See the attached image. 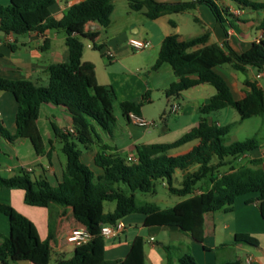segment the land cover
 <instances>
[{
  "label": "trees",
  "instance_id": "1",
  "mask_svg": "<svg viewBox=\"0 0 264 264\" xmlns=\"http://www.w3.org/2000/svg\"><path fill=\"white\" fill-rule=\"evenodd\" d=\"M127 1L133 10L144 8L143 14L149 19L182 13L204 4L222 22L221 14L225 11L216 0ZM230 1L238 7L264 10V2ZM53 3L54 0H9L6 5L0 4L1 31L22 34L32 30L61 29L65 33L67 47L65 60L49 66L46 85L29 79L0 76V90L10 92L16 101L15 132L10 134L0 120V136L8 141L28 139L36 154H42L44 144L36 123L40 106L43 103L62 106L70 114L74 129V132H70L53 125L66 159L62 176L58 184L52 186L46 177L32 179L29 172L23 169L9 177L0 173V188L24 190V201L30 205L70 207L74 219L90 232L92 238L87 243L76 246L71 258L56 264H145L141 236L131 240L122 260L105 259L101 224L114 223L128 214L140 213L144 215L146 226L174 227L201 242L206 234L213 231L215 211H231L235 199L247 193L263 196L264 169L254 167L261 159H252V166L238 167L232 166L227 159H235L259 147V141L245 138L226 143L225 136L230 125H217L207 117L211 112L227 106L238 113L240 120L264 114V88L245 79L244 85L249 90L243 97L236 98L226 79L216 70L224 64H230L234 70L242 73L248 66L261 68L264 65V38L253 42L247 50L236 52L225 43H207L208 31L188 38H180L177 33L164 36L152 68L157 69L167 63L176 77L164 90L165 97H177L182 91L201 83L211 85L215 92L200 107L201 117L196 126L169 143L137 144L135 161L115 152H107L109 147L101 145L95 155V163L102 172L95 174L82 162L77 143L87 144L94 140L93 122L103 130H109L116 124L113 113L116 96L111 85L97 82L94 64L82 60L83 44L70 28L79 22H95L106 27L110 24L113 7L111 0H80L55 19L50 14ZM170 22L174 25L173 21ZM258 28L264 31V15L258 21ZM102 46L94 44V48L99 51L103 50ZM148 96L147 90L139 100L120 101L123 116L127 118L129 112L139 114ZM192 141H197V144L186 153L169 154L170 150ZM225 165H230L229 170L220 172L219 168ZM177 170L182 171L183 176L179 186H174L172 178ZM158 179L165 180L170 193L186 198L167 208L155 204H137L133 193L154 192ZM199 181L207 182L210 188L191 195ZM120 183L128 186L131 191L129 195L123 192ZM105 201L115 202L112 211H104ZM0 213L8 218L10 227L9 234L0 242V261L28 260L34 264H48L53 234L50 232L46 240H41L35 224L9 204L0 203ZM236 243L257 246L258 240L247 233H236L232 244ZM170 257L168 254V264L171 263ZM177 263L198 264L188 252L179 255ZM219 264H241V261L233 258Z\"/></svg>",
  "mask_w": 264,
  "mask_h": 264
},
{
  "label": "crops",
  "instance_id": "2",
  "mask_svg": "<svg viewBox=\"0 0 264 264\" xmlns=\"http://www.w3.org/2000/svg\"><path fill=\"white\" fill-rule=\"evenodd\" d=\"M78 1L80 0H54L50 7L51 16L55 19L60 18L71 3ZM158 1L176 2L180 0ZM252 1L264 2V0ZM8 2L9 0H0V4L3 5L8 4ZM126 2L120 15L123 22L117 29H112L114 16L117 11L119 12L117 0H111L113 8L108 26L103 27L95 22H79L70 28L72 34L80 41V37L87 38L90 41L86 44L88 47L94 48V44H101L103 45L101 53H104L105 48L111 49L115 53V59L108 61L109 65L102 66L97 64L96 60L83 49L82 60L94 64L97 82L112 86L116 96L113 103L117 102L118 104L123 100H139L147 90L149 93L153 89H161L164 92L167 86L176 80L173 71H171L172 69H168L163 63L159 68H164V79L152 82L151 78L154 75L149 69L157 57L158 49L149 50L147 52L148 57L142 58L137 64L139 67L136 66L135 71H132L126 64V58L129 55V50H131L127 45L128 38H152L155 42L151 47L155 48L157 43L160 45L164 36L171 33L179 34L180 38L192 37L181 34L179 26L173 18H168L167 22L174 30H169L161 23L160 27H155L158 28V31L154 34L151 29L144 26L143 22L130 17L131 12L144 15V8L133 10L127 0ZM216 2L225 9L221 14L222 22H219L210 8L204 4H198L194 9H191L197 12V15L194 16L195 19L206 24L204 31L209 32L207 43L220 45L225 43L227 47L234 51L242 52L247 50L253 42L264 38V31L258 28V21L264 15V10H261L260 14L259 10L238 7L230 0H216ZM237 8L241 12L236 15L233 12ZM188 12L190 10L182 13ZM163 16L155 20L161 19ZM170 21H173L174 25ZM128 26L129 30L126 28ZM53 30H32L22 34L6 33L0 30V76L9 79H29L37 84L46 85L49 66L53 63L63 62L67 55L65 34L60 35L58 31L53 32ZM216 70L226 79L236 98L243 97L245 92L249 90L244 85L245 79L254 82L258 87L264 88L262 82V79H264V65L261 68L248 66L243 73L234 70L230 64L219 66ZM211 87L207 83H201L182 91L177 97H165V104L170 105L175 102L179 105V109L175 113L179 112L178 120L184 122V130L179 136H175V138L169 136L172 132V125L169 120H165L160 125H156L157 133L154 131L146 132L144 137L147 138L145 140H140L141 137L133 138L132 134L129 135L128 141L118 140L120 133L115 130V124L109 130L104 131L105 136L103 138L98 137V139L87 143L86 150L84 152L81 150V159L86 156L89 163L95 167L93 169L94 173L100 174L102 169L96 165L95 155L100 151L101 145L109 147L107 152H115L120 155L121 152H124L123 157L128 158L135 157V146L139 143H169L174 141L197 125L201 117L200 107L206 104L215 92L214 88ZM147 101H151L150 95ZM15 111L16 101L13 95L8 91L0 90V120L10 134L15 132ZM143 112L140 107L139 114L141 116L144 115ZM124 118L129 121L125 116ZM207 118L209 121H213L210 114ZM36 123L44 144L42 154H36L28 139L15 138L13 141H8L0 136V173L5 177H9L17 174L21 169L25 170L30 167L31 171L29 173H32V179L44 176L52 186H56L61 179L65 163L56 151L55 145L60 142V139L55 136L53 125L62 130L73 128L71 117L62 106L43 103L40 106ZM215 123L221 125L218 121ZM196 144L197 141L183 144L170 151L169 154L186 153ZM258 158L261 159V162L254 167L264 169V144L260 142L259 147L235 159H227L231 161L232 166L238 167L240 165L252 166L250 161ZM229 167L230 165L222 166L219 171H228ZM175 174H178L179 179L177 181L180 184L183 172L177 170ZM209 188L210 185L207 182L199 181L195 184L191 195L199 194ZM176 196L172 200L171 203L173 204L171 206L186 198ZM258 196V193H247L238 196L231 211L225 212L221 209L215 211L213 213V231L206 234L201 242L195 241L189 234L174 227L146 226L144 225V215L140 213L128 214L122 218L126 225L125 229L116 237L106 239L104 257L108 261L122 260L128 252L131 240L135 236H141L145 264H168V254L171 256L170 264H178L177 258L184 252L190 253L198 264H219L233 258H238L241 264H264V194L261 197ZM0 203L11 205L29 218L35 224L41 240H46L50 232L53 234V239L50 240L51 255L48 264H56L58 261L71 258L75 245L68 242L66 237L72 228L83 224L74 219L70 207L27 204L24 201V190L20 188H0ZM137 204L160 206L157 200ZM160 207L167 208L170 206ZM9 231L8 218L0 213V242L9 234ZM236 233H247L254 236L258 240V245L232 244ZM168 251L169 253H167ZM247 256L252 257L249 263L245 261ZM0 264L34 263L28 260L12 261L6 259L4 262L0 261Z\"/></svg>",
  "mask_w": 264,
  "mask_h": 264
},
{
  "label": "rangeland",
  "instance_id": "3",
  "mask_svg": "<svg viewBox=\"0 0 264 264\" xmlns=\"http://www.w3.org/2000/svg\"><path fill=\"white\" fill-rule=\"evenodd\" d=\"M126 0H117V8L119 9V12L114 16V22L112 24V29H117L120 27L121 23L123 22L121 15L122 9H124V5H126ZM261 14V10L258 11ZM132 18L138 19L139 21L143 22L145 27H148L149 29L154 32L158 31V28L160 27V24L163 23L166 27H168L169 30H174V28L167 22L168 18H173L176 23L179 26V31L181 34L185 36H194L197 34H201L205 28L206 24L204 22H200L195 19V15H197L196 11L190 10L188 13H180V14H170V15H164L161 19L153 20L145 17L144 15L138 13V12H131ZM127 30H129V26L126 27ZM58 31L60 35L65 34L63 30L57 29L53 30V32ZM104 34V31H103ZM81 41L83 42L84 50L87 51L89 55H91L97 62V64H100L102 66L109 65L108 60L105 57L104 53L99 51L96 48L88 47L86 44L90 42L87 38L80 37ZM151 43V45L154 44V39L150 38L148 39ZM151 49H159V44L155 46V48H152L151 46L149 48H145L142 51L135 52L132 50H129V55L126 58V64L127 66L132 70L135 71L136 66H138V62L142 58L148 57V51ZM106 63V64H104ZM165 67H168V69H171V66L167 63H164ZM139 67V66H138ZM164 68H157L154 69L150 67L151 73L154 75L151 80L154 82L155 80L164 79ZM172 71V70H171ZM262 82L264 84V79H262ZM209 85V84H207ZM209 87H211L209 85ZM212 88V87H211ZM151 101H144L141 109H143L144 115L142 116L148 121H153L155 123V126L151 125L149 127L141 126L136 123H133L131 121H127L119 107V104L117 102L113 103V113L116 117V125L115 130L120 133L118 140H129V135L132 134L133 138L141 137L140 140H145L144 137L146 132L154 131L157 133L156 125H160L165 120H169L170 124L172 125V132L169 136L172 138L175 136H179V134L182 132L184 122L178 120V113H171L170 107L166 103H164L165 95L164 92H162L161 89H153L150 93ZM210 116L213 120V122H220L221 125H230V130L228 134L225 136V142L229 143L233 140H243L245 138H255L258 140L261 144H264V114L261 115H255L252 117H249L244 120H240L238 113L230 106L224 107L218 111H214L210 113ZM94 126V133H92L93 139L103 138L105 136V130H103L100 126H98L96 123L93 122ZM86 145V146H85ZM61 142H57L55 145L56 151L59 155V157L64 161L65 163V155L61 151ZM77 147L82 150L83 152L86 150V147H88V144H81L77 143ZM175 149V148H174ZM172 149V150H174ZM170 150V151H172ZM121 155L124 156L125 153L121 152ZM82 162H84L91 170L95 169L94 165L89 163V161L86 159V156L82 158ZM30 177H32V173H29ZM179 179L178 174L173 175L172 178V184L174 186H179V183L177 181ZM120 187L122 188L123 192L127 195L131 193L128 186L124 183H120ZM134 198L137 203L146 202V201H156L160 206H171L172 200L177 197L176 195L169 192L167 185L165 184V180L158 179L155 181V191L152 193H143L139 191H135ZM162 200V201H160ZM104 211L108 212L110 210H113L115 207L114 201H105L103 203ZM175 240V239H174ZM105 244H107V240L105 239Z\"/></svg>",
  "mask_w": 264,
  "mask_h": 264
},
{
  "label": "built area",
  "instance_id": "4",
  "mask_svg": "<svg viewBox=\"0 0 264 264\" xmlns=\"http://www.w3.org/2000/svg\"><path fill=\"white\" fill-rule=\"evenodd\" d=\"M72 4H74V2L71 3V5ZM240 12H241L240 9L237 8L234 10L233 13L237 15V14H240ZM127 45L132 51L139 52V51L144 50L145 48H149L151 46V43L148 39L130 37L127 39ZM104 55L108 61H112L115 59V53L111 49L105 48ZM169 107H170L171 113H175L179 109V105L175 102L171 103ZM127 119L141 126L149 127L151 125H155L153 121H148L145 118H143L140 114H137L135 112H129L127 115ZM67 130L70 132H74L73 128H70ZM128 159L131 161L136 160L135 157H128ZM25 170L30 172L31 168L28 167ZM125 226L126 225L122 218L116 220L114 223H103L100 226V235L104 239H110V238L116 237L125 229ZM91 238H92V235L90 234V232L87 230V228L84 225H79V226L72 228L66 237L67 241L75 245V247L82 245L84 243H87ZM251 260H252L251 256H247L245 258V261L247 263L251 262Z\"/></svg>",
  "mask_w": 264,
  "mask_h": 264
}]
</instances>
